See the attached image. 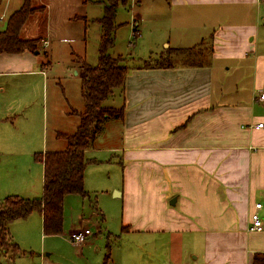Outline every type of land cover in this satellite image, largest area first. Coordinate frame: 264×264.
I'll return each mask as SVG.
<instances>
[{
  "label": "crops",
  "instance_id": "crops-1",
  "mask_svg": "<svg viewBox=\"0 0 264 264\" xmlns=\"http://www.w3.org/2000/svg\"><path fill=\"white\" fill-rule=\"evenodd\" d=\"M23 1L0 0V19H8ZM38 1L45 10L33 15H43L38 18L41 26L37 35L28 37H41L48 55L59 42L69 41L73 58L87 60L85 43L79 41H85L88 25L93 23L99 45L101 26L94 20L104 14L106 0ZM120 3L130 8L134 30L141 19L158 25L160 14H167V5L171 18L162 30L167 47L161 53L168 47L189 48L210 39L212 51L203 65L130 66L125 89L115 91L106 102L125 107L123 118L105 123L102 136L108 148L102 149L115 152L125 165L124 182L121 188L115 187V194L137 203L122 228L130 243L112 242V232L103 231L99 221L83 243H73L69 234L88 225L95 213L81 214L71 223L64 217L62 232L48 235L55 240L31 264H252L254 253H264V228L250 229L256 203H262L258 213L264 225V126L257 127L264 123V99L260 98L264 92V3ZM171 31L177 32L181 44L173 43ZM38 55L0 53V76L46 75L45 65L40 70L32 68L40 62ZM77 66L69 69L82 78ZM67 114L77 119L75 130L79 116L70 110ZM59 132L71 134L58 131L56 137L62 142L57 140L50 150L65 149ZM41 219L43 229L42 215Z\"/></svg>",
  "mask_w": 264,
  "mask_h": 264
},
{
  "label": "rangeland",
  "instance_id": "rangeland-1",
  "mask_svg": "<svg viewBox=\"0 0 264 264\" xmlns=\"http://www.w3.org/2000/svg\"><path fill=\"white\" fill-rule=\"evenodd\" d=\"M31 2L39 4L37 7L42 6L38 0ZM123 6L120 3L118 7L115 45L110 49V53L125 56L127 64L131 67L143 63L144 60L159 59V55L167 47L164 43L167 40H164L162 31L168 27L171 18V11L167 5V14H160L158 25L152 24L153 21H142L140 18L141 22L135 36L132 33L134 29L133 20L130 19L131 10ZM146 12L144 10L142 13L143 19L148 17ZM39 16L43 15H33L27 20L22 29V36L37 35L41 26L38 23H41V20H38ZM2 18L3 16L0 19V30L6 28L7 19ZM176 33L171 31L168 34L172 36L174 44H181L176 39ZM96 38V25L90 23L85 41L83 39L79 41L80 44L85 43L87 61L92 65L98 63L99 45ZM172 41L170 43L174 45ZM72 44L69 41L59 42L48 56L43 50L40 52L38 55L40 62L33 64L32 68L40 70L41 64L45 63L46 75L38 72L0 76V200L10 194L41 196L43 163L39 154L54 148L58 141L62 142L56 137L58 131L67 130L73 133L76 130V128L73 130V127L77 119L69 116L67 112L72 109L83 110L85 103L81 95L82 78L78 74L73 75L75 71L69 69L78 64L71 52ZM204 50L209 52L207 44L204 45ZM105 132L106 127L99 135L100 139H97L101 148L96 143L86 154L89 162L85 172V189L89 196L84 197L76 193L68 195L64 201V217L66 222L71 223L77 222L81 214L91 216L90 214L95 213L98 220L93 218L88 225L82 224L81 227L94 231L99 221L103 231L112 232V242L121 245L130 243L129 239L125 238L126 234L122 232V228L126 223V216L135 211L134 206L137 203L133 198L128 199L126 196L115 194V187L121 188L124 182L125 165L121 164L122 159H119L115 152L102 149L108 148L103 142L102 135ZM117 153L122 154L121 151ZM95 204L98 209L95 208ZM100 209L104 214L103 220ZM10 231L13 240L24 254L10 259L12 249H0V264H31L33 258L55 240L53 237L43 235L42 219L38 211L32 212L27 218L13 221L10 224ZM119 234L120 239L117 237ZM117 254L122 256L119 250ZM195 255L197 252L193 257ZM193 259L196 263L197 259Z\"/></svg>",
  "mask_w": 264,
  "mask_h": 264
},
{
  "label": "trees",
  "instance_id": "trees-1",
  "mask_svg": "<svg viewBox=\"0 0 264 264\" xmlns=\"http://www.w3.org/2000/svg\"><path fill=\"white\" fill-rule=\"evenodd\" d=\"M122 1L126 0H106L104 14L94 20L101 26L98 63L92 65L83 57L75 58L83 72L81 95L85 107L80 111L72 110V113L79 116V124L73 133H58V136L66 141L65 149L48 150L39 154L44 166L42 195L28 197L10 194L0 200V249H12L13 254L10 259L24 254L13 240L10 231V224L16 219L27 218L33 211H38L43 217L44 234L62 232L65 196L75 193L84 197L89 196L84 183V174L89 162L86 158V150L94 146L109 119L124 117L123 104L113 106L106 103L115 91L121 92L125 89L130 67L125 56L121 54L114 56L110 53V49L115 45V32L118 25L116 12ZM39 10H45V6L37 7L31 0H24L22 5L10 14L6 28L0 30V53L17 54L30 51L40 54L43 50L42 38L24 37L21 33L29 17ZM136 30L137 28L134 32ZM205 44L211 52L213 43L210 39L189 48L168 47L159 55V59L144 60L143 63L135 64V66L169 67L174 66L176 62H182L184 65H203L209 53L202 48ZM43 52L48 56L46 50ZM252 264H264V253H254Z\"/></svg>",
  "mask_w": 264,
  "mask_h": 264
},
{
  "label": "built area",
  "instance_id": "built-area-1",
  "mask_svg": "<svg viewBox=\"0 0 264 264\" xmlns=\"http://www.w3.org/2000/svg\"><path fill=\"white\" fill-rule=\"evenodd\" d=\"M264 3V0H260ZM260 98L264 99V92L260 94ZM264 123L260 122L257 124V127H263ZM262 203H256V210L252 213L251 216V230H262L264 228L262 218L260 214L258 213V209L261 208ZM91 234V230L89 228H81L73 230L69 234V240L73 243L79 244L83 243Z\"/></svg>",
  "mask_w": 264,
  "mask_h": 264
},
{
  "label": "water",
  "instance_id": "water-1",
  "mask_svg": "<svg viewBox=\"0 0 264 264\" xmlns=\"http://www.w3.org/2000/svg\"><path fill=\"white\" fill-rule=\"evenodd\" d=\"M174 201H175V200H172V202H171V203H174Z\"/></svg>",
  "mask_w": 264,
  "mask_h": 264
}]
</instances>
